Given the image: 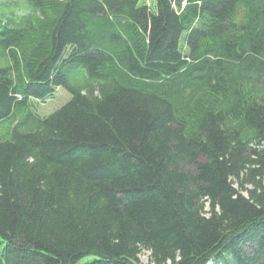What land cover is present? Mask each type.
Masks as SVG:
<instances>
[{
  "label": "trees",
  "instance_id": "16d2710c",
  "mask_svg": "<svg viewBox=\"0 0 264 264\" xmlns=\"http://www.w3.org/2000/svg\"><path fill=\"white\" fill-rule=\"evenodd\" d=\"M4 121L0 264H264V0L0 2Z\"/></svg>",
  "mask_w": 264,
  "mask_h": 264
},
{
  "label": "rangeland",
  "instance_id": "374dc122",
  "mask_svg": "<svg viewBox=\"0 0 264 264\" xmlns=\"http://www.w3.org/2000/svg\"><path fill=\"white\" fill-rule=\"evenodd\" d=\"M5 0H0V2H4ZM12 1H19V0H12ZM142 3H145L149 6H153L155 4V0H141ZM15 6V5H14ZM16 10L21 11L22 6L16 5ZM70 98V94L63 88H59L55 91L51 98H49L43 107H38L37 112L41 115H48L49 113L57 110L60 108L65 102H67ZM198 98V94L189 95L186 99L185 97L181 100L182 104L192 105L194 101ZM188 107V106H187ZM9 123H2L0 124V132L5 129ZM139 264H153L150 259V252L146 249H141L139 254ZM213 264V263H209Z\"/></svg>",
  "mask_w": 264,
  "mask_h": 264
},
{
  "label": "bare ground",
  "instance_id": "6f19581e",
  "mask_svg": "<svg viewBox=\"0 0 264 264\" xmlns=\"http://www.w3.org/2000/svg\"><path fill=\"white\" fill-rule=\"evenodd\" d=\"M192 25V24H191Z\"/></svg>",
  "mask_w": 264,
  "mask_h": 264
}]
</instances>
